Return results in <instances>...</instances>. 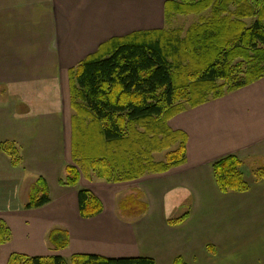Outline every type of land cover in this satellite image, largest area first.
<instances>
[{
	"label": "crops",
	"instance_id": "obj_1",
	"mask_svg": "<svg viewBox=\"0 0 264 264\" xmlns=\"http://www.w3.org/2000/svg\"><path fill=\"white\" fill-rule=\"evenodd\" d=\"M167 1L0 0V143L15 144L22 157L13 167L0 153V219L11 230V240L0 246V264L12 254L264 264V180L244 193L223 194L212 174V165L229 156L245 163L249 174L264 169V77L168 121L172 131L185 134L183 165L130 183L83 176L76 187L59 183L64 167L73 165L69 71L111 39L165 29ZM37 178L45 181L50 202L25 210ZM81 189L99 199L100 215L80 217ZM136 191L147 210L124 217L119 203ZM175 191L188 202L187 217L170 225L184 215L168 217L167 197ZM53 229L68 233L64 250L48 244Z\"/></svg>",
	"mask_w": 264,
	"mask_h": 264
},
{
	"label": "trees",
	"instance_id": "obj_2",
	"mask_svg": "<svg viewBox=\"0 0 264 264\" xmlns=\"http://www.w3.org/2000/svg\"><path fill=\"white\" fill-rule=\"evenodd\" d=\"M165 19L200 16L182 30H153L111 39L69 71L71 159L62 186L76 187L80 176L107 184L136 181L146 174H164L186 160V137L172 131L168 121L187 108L244 88L264 77V0H169ZM210 11L209 17L202 16ZM246 20H252L247 25ZM0 153L13 167L22 157L11 142L0 143ZM162 153L163 161L154 155ZM240 159L229 156L212 165L219 192L244 193L264 180V169L247 180ZM251 180V181H250ZM250 181V182H249ZM50 202L42 178L30 185L25 210ZM83 219L100 215L103 206L91 192L77 193ZM124 217L145 214L146 204L136 191L119 203ZM184 214L171 220L178 225ZM11 240V230L0 219V246ZM47 242L55 251L68 246V233L53 229ZM7 264H66L59 256L10 255ZM71 264H154L149 258L108 259L75 255ZM173 264H183L176 259Z\"/></svg>",
	"mask_w": 264,
	"mask_h": 264
},
{
	"label": "rangeland",
	"instance_id": "obj_3",
	"mask_svg": "<svg viewBox=\"0 0 264 264\" xmlns=\"http://www.w3.org/2000/svg\"><path fill=\"white\" fill-rule=\"evenodd\" d=\"M202 16L209 17L210 11L205 12ZM199 18H200V16H198V15H190V16L177 15V16L171 17L170 19L167 20V24L165 25V30H176V29H178V30H182V32H185L191 25L197 24ZM245 22L247 23V25H251L253 21L252 20H246ZM186 108H187V106H186ZM18 150H19V148H18ZM20 155H21V152H20ZM163 157H164V155L162 153H159V154L157 153L154 155V161L157 163L161 162V161H163ZM244 164L245 163H243V166H244ZM246 166L248 167V165H246ZM243 171L245 173L246 179L252 180L251 175L248 173V170L244 169ZM92 178H93V180L95 179L94 177H91V179ZM83 182H85V181H83ZM120 187L124 188V185H121ZM118 188H119V186H118ZM130 190H131V187L129 188V191ZM168 203L170 204V210H169V207H167V209H166L168 212V217L178 218L179 216L184 214V211H187L186 209L188 206V202H185L184 194L177 193V191L170 192L169 196L167 197V201H166V204H168ZM64 261H66L65 262L66 264H71V259H66Z\"/></svg>",
	"mask_w": 264,
	"mask_h": 264
}]
</instances>
